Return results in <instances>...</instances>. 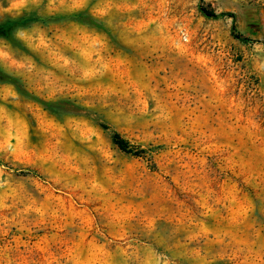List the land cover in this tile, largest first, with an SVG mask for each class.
I'll return each mask as SVG.
<instances>
[{"label": "rangeland", "instance_id": "rangeland-1", "mask_svg": "<svg viewBox=\"0 0 264 264\" xmlns=\"http://www.w3.org/2000/svg\"><path fill=\"white\" fill-rule=\"evenodd\" d=\"M21 17L0 264H264V0H0Z\"/></svg>", "mask_w": 264, "mask_h": 264}, {"label": "trees", "instance_id": "trees-1", "mask_svg": "<svg viewBox=\"0 0 264 264\" xmlns=\"http://www.w3.org/2000/svg\"><path fill=\"white\" fill-rule=\"evenodd\" d=\"M201 10L207 15V16H212V17H218L220 14L214 12V11H210L208 9H206L205 7H201ZM231 17H233L234 15L232 13L229 14ZM32 19L29 17H21L18 19H8L2 23H0V37H6V38H10L13 31L23 25H26L27 23H29ZM5 72H3L0 69V78L5 76ZM113 139L115 141V143L123 150L127 151V152H132L131 148L129 147V142L122 138L119 134H114Z\"/></svg>", "mask_w": 264, "mask_h": 264}]
</instances>
